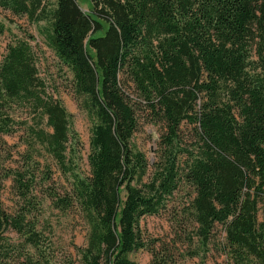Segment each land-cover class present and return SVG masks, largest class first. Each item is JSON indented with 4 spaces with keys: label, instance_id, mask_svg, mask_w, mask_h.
Masks as SVG:
<instances>
[{
    "label": "trees",
    "instance_id": "1",
    "mask_svg": "<svg viewBox=\"0 0 264 264\" xmlns=\"http://www.w3.org/2000/svg\"><path fill=\"white\" fill-rule=\"evenodd\" d=\"M86 1L87 11L76 0H0L29 24L43 22L42 42L70 73L89 124L80 175L69 113L46 92L30 44L5 45L0 135L24 130V149L10 167L0 140V188L9 179L22 201L9 213L0 199V264H55L32 218V191L48 179L44 156L69 180L62 196H46L85 226L78 264H136L137 250L149 264H174L167 244L140 227L162 212L186 215L194 240L185 256L203 258L220 225L230 264H264V0ZM17 107L26 118H15ZM140 123L158 127L152 159L131 141Z\"/></svg>",
    "mask_w": 264,
    "mask_h": 264
},
{
    "label": "rangeland",
    "instance_id": "2",
    "mask_svg": "<svg viewBox=\"0 0 264 264\" xmlns=\"http://www.w3.org/2000/svg\"><path fill=\"white\" fill-rule=\"evenodd\" d=\"M79 6L87 11L89 4L86 0H76ZM43 22L29 24L24 17L17 16L0 7V56L4 52L5 45L14 40L27 41L32 49V54L37 69V75L43 80L46 92L57 97L70 116V130L77 139L76 143L69 141L70 148L73 147V159L76 170L80 175H87L86 154L88 151L89 124L84 114L76 108L73 97L69 90L70 73L60 66L51 51L44 45L40 35V28ZM104 27L96 32L100 35ZM23 109L16 108L15 118L23 119ZM159 130L156 125L140 123L131 138L132 143L144 152L146 158L152 159L157 148ZM24 138V130H18L11 135H0V140L5 142L1 151L4 164L15 167L20 164V153L24 149L21 143ZM1 146V143H0ZM2 148V147H1ZM9 157V158H8ZM45 163H49L47 180L38 179L32 191L33 219L36 221V229L41 232L50 244L52 259L55 264H64V259L70 258L76 262L77 255L74 246H81L85 241V226L79 219L75 209L59 211L51 204V199L46 196L48 188L54 189L58 196L63 195V191L69 188V180L61 175L56 166L51 163L48 157H43ZM43 166L39 167L37 178L44 173ZM123 193V192H122ZM120 193V194H122ZM184 191L177 193L175 201L181 203ZM187 193H185V196ZM0 199L2 208L9 213L17 211L22 201L16 194L12 182L9 179L1 181ZM140 227L147 238L163 240L169 250L168 256L172 257L174 264H230L222 253L219 242L223 241V231L220 225H216L212 237L210 238L208 251L203 258L199 256L188 257L185 252L192 248L190 240L192 235L189 231V223L186 215L176 214L172 218L167 213L159 215L144 216L140 220ZM8 237L16 242V234L12 231L6 233ZM176 250L181 251L183 256L178 257ZM136 264H149L150 254L145 250H137L129 255ZM172 264V263H170Z\"/></svg>",
    "mask_w": 264,
    "mask_h": 264
}]
</instances>
